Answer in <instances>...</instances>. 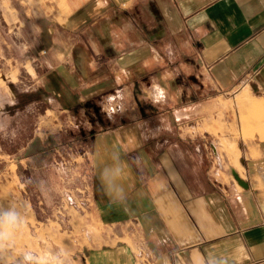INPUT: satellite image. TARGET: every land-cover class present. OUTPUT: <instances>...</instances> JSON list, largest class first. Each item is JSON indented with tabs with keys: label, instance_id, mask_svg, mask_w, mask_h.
<instances>
[{
	"label": "crops",
	"instance_id": "obj_1",
	"mask_svg": "<svg viewBox=\"0 0 264 264\" xmlns=\"http://www.w3.org/2000/svg\"><path fill=\"white\" fill-rule=\"evenodd\" d=\"M43 1L57 34L45 48L61 84L51 96L119 103L91 138V207L109 242L89 249V264H264V120L229 125L211 107L237 94L264 110V0ZM209 127L233 132L226 149L238 145L241 166ZM114 151L140 191L129 211L97 188Z\"/></svg>",
	"mask_w": 264,
	"mask_h": 264
},
{
	"label": "rangeland",
	"instance_id": "obj_2",
	"mask_svg": "<svg viewBox=\"0 0 264 264\" xmlns=\"http://www.w3.org/2000/svg\"><path fill=\"white\" fill-rule=\"evenodd\" d=\"M47 3L0 0V122L7 125L0 131V199L28 206L22 245L37 252L48 244L67 245L69 264H89V249L109 242V236L102 235L106 226L91 207V138L108 125V109L115 102L105 93L78 97L80 102L74 104L68 95L51 96L53 90L60 93L61 84L54 66L44 61L48 40L55 44L51 36L57 35L46 33L55 23L42 14ZM29 8L36 11L34 16H29ZM248 100L258 102L252 95ZM211 107L220 108L223 113L215 119L229 125L247 121L249 115L264 120L262 108L248 109L237 94ZM208 131L228 138L219 146L221 152L235 154L240 165L238 145L232 142L233 149H226L233 132L215 127ZM240 131L248 134V129ZM88 229L92 236L86 239L83 233ZM134 229L130 225L129 230Z\"/></svg>",
	"mask_w": 264,
	"mask_h": 264
},
{
	"label": "clouds",
	"instance_id": "obj_3",
	"mask_svg": "<svg viewBox=\"0 0 264 264\" xmlns=\"http://www.w3.org/2000/svg\"><path fill=\"white\" fill-rule=\"evenodd\" d=\"M7 125L0 122V131H6ZM143 163L137 158V166ZM130 167L120 152H112L106 162L96 170L98 191L110 207L129 211L140 196L128 182ZM27 204L22 201L0 199V264H69L67 245L48 244L39 252L21 243L27 223ZM90 238L92 230L83 233Z\"/></svg>",
	"mask_w": 264,
	"mask_h": 264
},
{
	"label": "built area",
	"instance_id": "obj_4",
	"mask_svg": "<svg viewBox=\"0 0 264 264\" xmlns=\"http://www.w3.org/2000/svg\"><path fill=\"white\" fill-rule=\"evenodd\" d=\"M112 98H114V102H115V104L112 105L111 108H114L115 106H119V103L116 102L118 98H116V99H115V97H112Z\"/></svg>",
	"mask_w": 264,
	"mask_h": 264
},
{
	"label": "bare ground",
	"instance_id": "obj_5",
	"mask_svg": "<svg viewBox=\"0 0 264 264\" xmlns=\"http://www.w3.org/2000/svg\"><path fill=\"white\" fill-rule=\"evenodd\" d=\"M105 232H107V229L105 230Z\"/></svg>",
	"mask_w": 264,
	"mask_h": 264
}]
</instances>
